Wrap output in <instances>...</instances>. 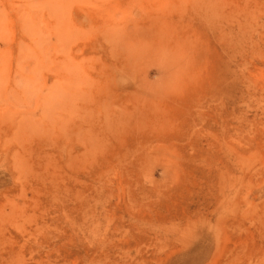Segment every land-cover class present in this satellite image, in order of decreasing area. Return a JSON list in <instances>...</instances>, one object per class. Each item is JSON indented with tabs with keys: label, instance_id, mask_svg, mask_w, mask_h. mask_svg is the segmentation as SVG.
I'll list each match as a JSON object with an SVG mask.
<instances>
[{
	"label": "rangeland",
	"instance_id": "374dc122",
	"mask_svg": "<svg viewBox=\"0 0 264 264\" xmlns=\"http://www.w3.org/2000/svg\"><path fill=\"white\" fill-rule=\"evenodd\" d=\"M0 264H264V0H0Z\"/></svg>",
	"mask_w": 264,
	"mask_h": 264
}]
</instances>
